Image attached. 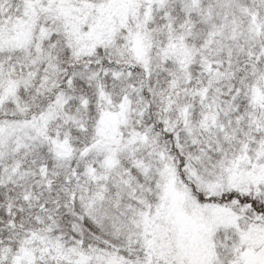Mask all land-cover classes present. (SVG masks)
Segmentation results:
<instances>
[{
    "label": "snow or ice",
    "instance_id": "snow-or-ice-1",
    "mask_svg": "<svg viewBox=\"0 0 264 264\" xmlns=\"http://www.w3.org/2000/svg\"><path fill=\"white\" fill-rule=\"evenodd\" d=\"M0 264H264V0H0Z\"/></svg>",
    "mask_w": 264,
    "mask_h": 264
}]
</instances>
